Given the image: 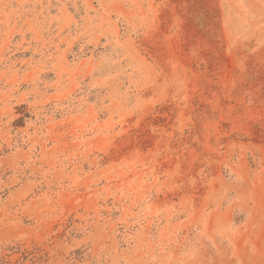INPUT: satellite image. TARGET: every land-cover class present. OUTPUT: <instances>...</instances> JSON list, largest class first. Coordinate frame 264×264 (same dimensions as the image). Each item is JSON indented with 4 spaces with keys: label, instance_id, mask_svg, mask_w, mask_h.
Segmentation results:
<instances>
[{
    "label": "rangeland",
    "instance_id": "rangeland-1",
    "mask_svg": "<svg viewBox=\"0 0 264 264\" xmlns=\"http://www.w3.org/2000/svg\"><path fill=\"white\" fill-rule=\"evenodd\" d=\"M0 264H264V0H0Z\"/></svg>",
    "mask_w": 264,
    "mask_h": 264
}]
</instances>
